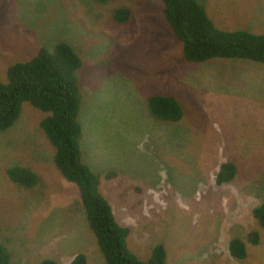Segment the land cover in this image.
Masks as SVG:
<instances>
[{"label":"rangeland","instance_id":"1","mask_svg":"<svg viewBox=\"0 0 264 264\" xmlns=\"http://www.w3.org/2000/svg\"><path fill=\"white\" fill-rule=\"evenodd\" d=\"M146 1L149 8L119 26L112 10L126 0H112L111 13L99 22L88 17L84 25L74 0H0V82L7 83L11 65L41 48L71 45L85 62L78 73L83 161L100 175L116 220L137 240L136 249L128 239L131 251L146 261L162 244L167 264H264V229L252 213L264 202V64L188 63L162 1ZM199 2L218 29L264 35V0ZM99 7L93 6L97 13ZM71 10L66 26L63 15ZM157 94L184 104L179 126L155 123L148 102ZM46 116L24 103L18 121L0 132V241L11 264H70L81 253L89 264H107L79 189L55 165L56 149L42 128ZM229 161L240 173L219 186L218 170ZM16 166L35 172L38 184L14 183L9 169ZM111 170L119 176L106 180ZM235 238L247 244L245 260L230 254Z\"/></svg>","mask_w":264,"mask_h":264},{"label":"trees","instance_id":"2","mask_svg":"<svg viewBox=\"0 0 264 264\" xmlns=\"http://www.w3.org/2000/svg\"><path fill=\"white\" fill-rule=\"evenodd\" d=\"M89 1L93 6H100L98 13L93 6L88 7ZM111 1L74 0L76 9L81 7L84 13V17L77 21L84 25L88 17L91 19L95 15L96 22H99L113 11L115 13L112 20L114 19L117 25L124 26L132 22V17L136 16L140 9L145 11L149 8L146 0H126L123 8L107 13ZM161 1L164 19L183 44V57L188 63L199 65L227 59L264 64V35L218 29L199 0ZM74 14L71 10V14L63 15L66 26H70ZM90 26L93 27L91 24ZM115 58L113 60H116ZM84 63L71 45L60 43L53 52L41 48L31 60L10 66L7 71V83L0 82V132L9 130L16 123L22 114L24 103H30L36 110L47 114L42 121V128L57 149V169L65 180L79 189L90 228L97 238L95 241L106 263L167 264V250L162 244L153 249L151 257L146 261L139 259L131 251L128 239L134 248L137 240L131 238L130 227H124L116 220L110 202L101 192L100 175L83 161L81 139L84 128L79 121L83 93L78 73ZM148 103L150 112L159 120L176 124L185 117L184 104L174 96L157 94L152 96ZM86 140L88 144L91 143L89 136H86ZM237 155L245 161L242 155ZM239 173L235 162H225L218 170L216 182L219 186L232 183ZM9 174L14 183L26 188H34L39 182L38 176L30 169L12 167ZM116 176L118 177V171L111 170L105 178L109 180ZM252 213L264 229V202L254 208ZM1 231L0 227V233ZM258 236L257 232L251 234L254 245L259 244ZM229 251L236 260H245L248 256L247 244L239 238L230 241ZM88 261V256L81 253L76 255L70 264H89ZM11 262V251L0 241V264ZM39 264L59 263L46 259Z\"/></svg>","mask_w":264,"mask_h":264},{"label":"clouds","instance_id":"3","mask_svg":"<svg viewBox=\"0 0 264 264\" xmlns=\"http://www.w3.org/2000/svg\"><path fill=\"white\" fill-rule=\"evenodd\" d=\"M120 8H123V7H120ZM115 13V12H114ZM114 13H113V15H114ZM113 21L115 22V20L113 19ZM116 23V22H115ZM117 24V23H116ZM75 50V49H74ZM76 51V50H75ZM77 52V51H76ZM12 66V65H11ZM82 89V88H81ZM83 93V92H82ZM83 101H84V97H83ZM83 105V104H82ZM148 107H149V103H148ZM149 109V108H148ZM149 113H150V115L156 120L155 121V123L156 124H161V120H159V119H157L156 117H154V115L150 112V110H149ZM20 118V117H19ZM185 118V117H184ZM183 118V119H184ZM18 121V120H17ZM16 121V122H17ZM181 122V121H180ZM179 122V123H180ZM179 123L177 122L176 124H175V126H179ZM172 125H174V124H172ZM166 131H168V129L169 128H164ZM178 132H181V131H178ZM170 135H172V132L170 133ZM46 136H47V134H46ZM49 139V138H48ZM50 140V139H49ZM50 142H51V140H50ZM53 145V144H52ZM54 146V145H53ZM55 147V146H54ZM56 149V148H55ZM57 150V149H56ZM55 165H56V162H55ZM16 167H19V166H16ZM57 167V166H56ZM22 168H25V167H22ZM27 169V168H26ZM35 173V172H34ZM36 174V173H35ZM37 175V174H36ZM118 176H119V172H118ZM114 178H118L117 176L116 177H114ZM114 178H112V179H114ZM106 179V178H105ZM107 180V179H106ZM18 185V184H17ZM19 186H21V185H19ZM22 187V186H21ZM103 194V193H102ZM106 198V197H105ZM107 199V198H106ZM108 200V199H107ZM86 211V210H85ZM106 261V260H105Z\"/></svg>","mask_w":264,"mask_h":264}]
</instances>
